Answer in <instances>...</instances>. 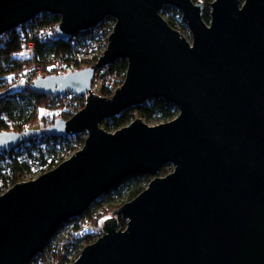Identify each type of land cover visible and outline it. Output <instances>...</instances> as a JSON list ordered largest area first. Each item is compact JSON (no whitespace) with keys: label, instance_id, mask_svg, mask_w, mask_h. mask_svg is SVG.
<instances>
[{"label":"water","instance_id":"obj_1","mask_svg":"<svg viewBox=\"0 0 264 264\" xmlns=\"http://www.w3.org/2000/svg\"><path fill=\"white\" fill-rule=\"evenodd\" d=\"M178 9L192 42L161 12ZM0 0V42L27 22L60 18L61 40L115 20L97 63L37 78L40 95L86 96L72 118L0 133L12 151L37 138L88 135L82 150L0 196V264H30L68 222L139 176L153 179L112 212L73 264H264V0ZM127 62L112 98L93 92L97 70ZM163 99L175 119L141 118L110 133L127 110ZM173 171L157 174L164 166ZM119 218L127 222L120 228Z\"/></svg>","mask_w":264,"mask_h":264},{"label":"trees","instance_id":"obj_2","mask_svg":"<svg viewBox=\"0 0 264 264\" xmlns=\"http://www.w3.org/2000/svg\"><path fill=\"white\" fill-rule=\"evenodd\" d=\"M203 2L209 7L214 0H194ZM206 10V9H205ZM208 18V16H206ZM54 19L52 22L50 19ZM60 23V18L44 14L38 18L36 27L32 34L27 35L24 29H17L8 34L0 42V133L18 132L23 133L31 129H40L43 126L37 124L41 118V112L44 108L55 107L63 99L61 95H40L30 89L31 82L25 87L9 85L14 74L30 65L32 62L52 69L57 61L71 63L76 60L78 54L77 39L61 40L57 36L49 35L45 41H41V35L52 34L53 27ZM170 26L177 30L174 23L168 22ZM80 36V35H79ZM29 40L34 43L35 58L30 59L27 54ZM97 61V59L95 60ZM80 67V66H79ZM118 72L121 74L127 72V62L120 60L109 68L110 75ZM103 96L111 97L112 92L103 89ZM178 115V109L167 103L163 99H155L144 103L143 105L125 111L120 116L106 123L113 131H117L137 118L152 121L158 120L168 122L175 119ZM80 138V137H78ZM59 139L48 137H37L21 144L18 149L12 151H3L0 154V188L14 186L24 180V178L33 173L38 166L51 170L64 161L65 148L56 145ZM164 166L161 170L166 169ZM150 181V176H139L124 182L119 187L106 193L94 204L99 206L102 203L111 205L124 199L128 193V200H133L140 195L145 188L144 182ZM123 205V204H121ZM119 206H114L118 208ZM91 208L83 215L86 216ZM120 228L124 227L123 220L119 222ZM87 236L89 233L87 232ZM81 239L73 241L68 240L60 250L66 252L69 248H74L81 252Z\"/></svg>","mask_w":264,"mask_h":264},{"label":"rangeland","instance_id":"obj_3","mask_svg":"<svg viewBox=\"0 0 264 264\" xmlns=\"http://www.w3.org/2000/svg\"><path fill=\"white\" fill-rule=\"evenodd\" d=\"M210 11H211L210 6L206 7V10L204 11V20L206 21L207 24H210ZM161 15L167 22L174 23L175 27L180 32V34L182 36H184L189 42H192V37H191L189 27H188L187 23L184 21L183 16L178 9H176L172 6H166L162 10ZM41 16H44V15H41ZM206 16H208V18ZM50 20H52V22H55L53 18ZM92 65H94V63L83 64V66H81L82 68L78 69V70L85 69V68L92 66ZM78 70H71L70 73L76 72ZM107 70L105 71L106 74L108 72ZM101 72H102L101 69L97 70V72H96L95 79H94V82L92 85L93 92L99 96L105 97V96H103V89H106L108 92L109 91L112 92V96L107 97V98H112L115 91L124 83L125 78H126V74H124L123 72H121V74H119L118 72H115L114 74L110 75L108 77L107 81L104 83V85H102L103 84L102 83V77L104 76V74ZM70 103L74 107L75 111H77V113H78L80 110L84 109L86 106V96L72 95V96H69L67 98L61 99V101L58 102V105L55 107L44 108V110L41 112V118L38 119L37 124L42 125L43 126L42 128H44V122H45L46 116H49L51 114H56V115L61 114V112L66 107V105L70 104ZM143 121L150 126H155V125H158L161 123H165L163 121H158V120L146 121L143 119ZM108 122L106 121L102 125V128H104L106 131H108L110 133H114L115 131H113L109 127H106L105 124ZM79 137L80 138H78L77 144H80V145L83 144L84 145L88 135L85 133ZM62 157H65L64 158V161H65L68 158H70L71 155H70V153L69 154L65 153V155ZM173 169H174L173 166L170 165L166 169L161 170L159 172V174H157V176L158 177H165L167 174L171 173L173 171ZM48 171H50V170H47L41 166H38L36 169H34V171H32L33 172L32 177H34V179H36ZM34 179H32V180H34ZM152 179H153V177H150V181ZM150 181L144 182L143 187L145 189L148 187ZM10 187L11 186H6L3 188H0V194L3 195L5 192H7L10 189ZM128 196L129 195L127 193L123 200H121L118 203H113L111 205V207L107 203H102L99 206L92 207L90 209L89 213L86 216H84V218L81 220V222L79 221L80 222L79 227H83L89 233V236L87 237L88 241H93L94 239L101 237V235L103 234L104 221L106 219L110 218L113 214L112 212H114L116 209L120 208L122 206L121 204L124 205L125 203L131 201V200H128ZM114 206L115 207L119 206V207L113 209ZM118 220L120 222V220H123V219L119 218ZM123 221H125V220H123ZM72 223L65 224L62 227V229L57 232V234L54 236V238L47 245L48 246L47 252L51 253L54 257L52 264H73L79 258L80 254L83 250L82 248H81V252L79 251L80 249L75 250L74 248H69L66 252H62L60 250L61 245L63 246V243L65 244L68 240H70V238H72L73 241H76V239H78L77 231L71 229ZM119 226H120V224H119ZM95 242H93V243H95ZM80 246L83 247L82 242H80Z\"/></svg>","mask_w":264,"mask_h":264},{"label":"built area","instance_id":"obj_4","mask_svg":"<svg viewBox=\"0 0 264 264\" xmlns=\"http://www.w3.org/2000/svg\"><path fill=\"white\" fill-rule=\"evenodd\" d=\"M39 18V17H38ZM38 18L33 19L29 22H27L21 29H24L27 35L32 34L34 28L36 27ZM59 24L53 27V32L52 34H48V31L45 35H41V41H45L49 35H52L53 37H56V29ZM115 25V20L108 18L106 19L102 24L99 26L91 29L85 34H81L80 36L75 37L77 39V43H79L78 46V54L77 58L75 61L71 63H66L63 61H57L52 69H48L44 67L43 65L37 64L35 62H32L30 65L24 67L21 71H18L14 74L12 80L9 82V85L12 86H17V87H25L27 83L35 81L37 78L42 77V76H49V75H65L70 73L71 70H78L81 69L83 64L87 63H96L98 59L103 55L105 50L107 49L109 45V39L110 35L113 31ZM9 34V33H8ZM8 34L5 35L4 39L8 36ZM3 39V40H4ZM28 49H27V54L30 59L35 58V53H34V43L33 41L29 40L28 44ZM97 59V61H95ZM80 66V67H79ZM109 68L110 66H107L102 70L101 73L104 74L102 77V85L107 81L108 77L110 76L109 73ZM108 69V70H107ZM108 71L107 74L105 71ZM74 94L71 93H64L63 98H67L69 96H72ZM77 96V95H76ZM77 111H75L74 107L72 104H67L64 110L61 112V114H51L49 116L45 117V122H44V128L51 126L54 124L55 119L57 118H62L65 120H68L72 118ZM85 134V133H84ZM81 136V135H80ZM78 137L77 135L73 136H68L65 138H61L56 141V145L59 147H64L65 148V153H70V155H74L78 150H82L84 145L83 144H77L78 142ZM16 150L18 149L15 148ZM3 152V150L0 149V154ZM34 179L32 177V173L28 174L23 181L21 182H28ZM19 182V183H21ZM11 186L10 188H12ZM1 195V194H0ZM101 199V198H100ZM99 199V200H100ZM98 200V201H99ZM97 201V202H98ZM96 202V203H97ZM95 204V203H94ZM94 204L90 207H94ZM84 218V216L74 219L69 223H72L71 229L77 231L78 238L81 239V242L83 244L82 249L85 248L86 246L92 244L95 242L97 239H94L93 241H88L87 240V231L83 227H79L81 220ZM80 221V222H79ZM125 225L122 227L123 229L126 228L127 222L124 221ZM62 229V228H61ZM60 229V230H61ZM57 234V233H56ZM102 236V235H101ZM48 246L43 250L41 254H39L35 259L30 264H52L54 257L51 253L47 252Z\"/></svg>","mask_w":264,"mask_h":264}]
</instances>
